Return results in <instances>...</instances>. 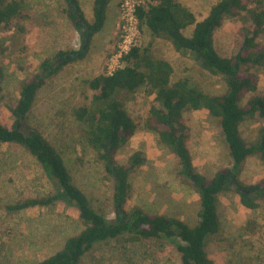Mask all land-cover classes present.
Instances as JSON below:
<instances>
[{"label": "rangeland", "instance_id": "obj_1", "mask_svg": "<svg viewBox=\"0 0 264 264\" xmlns=\"http://www.w3.org/2000/svg\"><path fill=\"white\" fill-rule=\"evenodd\" d=\"M8 2L12 0H6ZM20 16L9 26L0 25V120L11 128L15 123L11 109L21 97V86L41 72V64L54 61L59 51H78L82 33L68 16V0H17ZM82 16L93 22L96 0H75ZM157 0H135L156 3ZM196 16L205 18L218 0H181ZM125 0H108L102 29L91 41L82 58L70 62L47 79L37 92L23 128L38 131L64 159L74 184L87 196L91 206L108 220L116 218L114 204L115 177L105 169V162L88 141L85 126L76 118V110L88 102L93 91L89 80L110 74L122 67L123 49L128 45H151L153 54L168 61L173 69L171 83L187 78L209 94H223L227 89L223 77L203 70L191 54L177 51L167 40L154 38L146 26L129 25ZM241 22L226 18L216 31L214 44L222 57L235 55L242 44ZM194 26L183 33L190 37ZM131 41L125 44L124 41ZM259 44L264 47V35ZM131 46V47H132ZM264 90V65L248 69ZM146 87L127 94L125 106L139 124L137 133L118 151L115 159L126 165L135 151L145 162L131 171L128 181L131 197L125 205L146 214L178 219L190 226L198 221L199 195L182 175L180 160L163 144L157 133L147 126L148 111L155 95ZM247 95L241 101L246 104ZM186 135L193 168L207 178L220 169H231L233 160L218 119L205 109L185 110L179 120ZM264 123L248 119L240 125L246 143L256 142ZM195 165V166H194ZM200 170V171H199ZM244 186L264 185V165L258 156H249L237 175ZM55 192L41 164L25 148L14 143L0 145V264H33L58 252L65 241L83 229L78 209L67 202L12 210L28 199L44 198ZM220 230L206 240V251L215 264H264V201L257 209L240 202L232 189L218 195ZM176 239H143L126 233L116 239L99 242L86 252L79 264H182Z\"/></svg>", "mask_w": 264, "mask_h": 264}, {"label": "trees", "instance_id": "obj_2", "mask_svg": "<svg viewBox=\"0 0 264 264\" xmlns=\"http://www.w3.org/2000/svg\"><path fill=\"white\" fill-rule=\"evenodd\" d=\"M68 2L72 5L68 16L82 33L80 49L59 51L54 61H44L41 72L22 83L21 97L11 109L15 118L13 126L9 128L0 120V145L14 143L25 148L41 164L55 189L48 197L28 199L11 209L23 210L64 201L78 209L83 226L81 232L68 238L58 252L33 264H79L95 244L126 233L148 240L179 238L182 243L177 248L182 264H215L206 251V240L220 230L218 195L235 189L241 204L253 210L264 201V185L244 186L237 180L249 156H258L264 165V124L256 142L246 143L240 133V125L248 119L255 118L264 123V90H259L257 79L248 71L254 65H264V47L258 41L264 35V0H218L200 21L181 0H157L136 7L141 27L146 26L154 38L167 40L177 51L191 54L203 70L223 77L227 89L223 94H209L187 78L172 84L174 69L168 61L153 54L152 44L132 47L122 55V67L89 80L88 87L93 95L75 115L86 128L88 141L104 160L106 171L115 177L114 220H108L91 206L87 196L74 184L56 147L38 131L23 128L35 96L47 79L70 62L84 58L93 36L104 25L108 0L95 1L91 23L85 21L75 0ZM20 12L21 3L17 0H0V25L13 24ZM226 18H237L241 22L242 44L231 57L220 56L214 44L215 33ZM190 26H194V30L188 37L183 31ZM143 87L155 95L148 111L147 126L178 157L182 175L189 179L199 195L198 221L193 226L163 215L146 214L138 208L130 212L125 209L131 197L129 174L146 159L141 151H135L126 165H119L115 157L139 129V124L126 109L124 98ZM247 95L246 104L242 105L241 101ZM188 109H205L218 119L233 160L231 169H221L212 178L194 170L184 127L179 123Z\"/></svg>", "mask_w": 264, "mask_h": 264}, {"label": "built area", "instance_id": "obj_3", "mask_svg": "<svg viewBox=\"0 0 264 264\" xmlns=\"http://www.w3.org/2000/svg\"><path fill=\"white\" fill-rule=\"evenodd\" d=\"M125 5L127 6V9H128V18H127V21H129V25L133 28H135V25L139 22L138 21V18L136 16V7L138 5H141V3H137L135 2V0H125ZM125 44H130L131 41H124ZM132 45H128L126 47V49H123V52L124 53H127L132 47ZM114 72V71H113ZM112 72V73H113ZM111 74V73H110Z\"/></svg>", "mask_w": 264, "mask_h": 264}, {"label": "crops", "instance_id": "obj_4", "mask_svg": "<svg viewBox=\"0 0 264 264\" xmlns=\"http://www.w3.org/2000/svg\"><path fill=\"white\" fill-rule=\"evenodd\" d=\"M195 166V165H194ZM221 170V169H220ZM200 171V170H199ZM219 171V170H218ZM202 173H204V172H200V174H202ZM215 174V173H214ZM203 175V174H202ZM203 176H205V175H203ZM206 177V176H205Z\"/></svg>", "mask_w": 264, "mask_h": 264}]
</instances>
